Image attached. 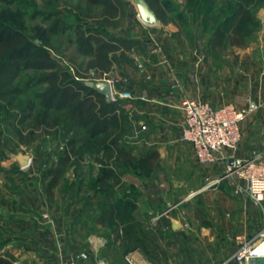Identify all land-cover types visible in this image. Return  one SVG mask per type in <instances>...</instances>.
I'll list each match as a JSON object with an SVG mask.
<instances>
[{
	"label": "rangeland",
	"instance_id": "obj_1",
	"mask_svg": "<svg viewBox=\"0 0 264 264\" xmlns=\"http://www.w3.org/2000/svg\"><path fill=\"white\" fill-rule=\"evenodd\" d=\"M120 1L119 13L112 17L107 14V9L102 4H89L87 0H0V22L22 30L35 44L47 49L58 61L61 70L67 71L73 79H78L86 85L92 82L110 84L112 81L115 82L118 90L131 92L127 88L130 80L128 71L133 72L132 75H137V79L141 80H143L142 75L146 78L149 75L144 59L134 58V49L127 51L123 57L118 52L116 56L120 60L116 61L108 72L90 68L89 62L93 59V55H88L84 51L87 49L85 41L78 40L81 30L85 31L86 35L91 30L100 29L121 37H135L145 47H153L157 53H162L166 62L170 63L167 68L171 73L189 62H197L200 56L198 51L206 43L203 38L206 17L203 15L205 6L202 1L204 0H161L162 4L165 3L163 5L166 10V22L158 18L159 22L155 25H149L141 19L135 0ZM144 1L149 5L147 0ZM212 1L216 14L219 7L228 3V0ZM212 1L206 0V3ZM234 1L245 4V7L255 14L254 22L248 24L250 37L247 46L252 49L263 46L264 42L262 43L260 37L264 34V0ZM211 22L206 21V23ZM261 60L259 57V61ZM136 66L138 71L135 69ZM255 72L262 74L261 70H255ZM38 75L39 72L25 69L10 82L0 73V250L2 249L4 253L9 251V246L5 244L9 243L10 236L22 237L17 225L12 221L9 223V211H11L9 202L11 201L15 204L21 203L22 209L24 207L31 209V214L38 219L42 209L56 208V215L58 218L59 215L61 216L62 225L66 224L70 229L72 223L73 228L71 227V243L56 249L58 254L56 253L55 261L53 257H49V260L38 263L31 260L28 251H24L22 261L14 264H65L61 257L69 258L71 254L76 257L82 252H88L89 258L78 264H98V261L102 259L106 264H124L121 258L125 251L133 246L131 244L126 246L124 243L117 245L113 242V239L118 238L120 231L111 224L105 228L106 230L92 228L86 213L91 207L100 208L99 204L107 199L114 201L116 195L121 196L128 190L139 191L138 187H145L147 190L143 197L147 206L174 205V208L178 207V209L189 208L191 217L187 215V219L191 220L190 222L193 216L196 218L197 212L201 214L202 209L198 202L201 193L190 197L189 194L197 188V182L191 177V173H199L202 169L197 165L195 155H191V148L188 146L190 144L184 140H182V150L168 149L160 152V162L154 169H143L138 161L128 164L127 167L131 172L124 174L120 183H116L115 193L104 196L95 192L92 182L96 181L100 170L113 165L114 160L104 157V154L95 147L94 142L85 138L82 145L81 143L77 145L80 147V152L73 156L71 165L66 166L62 179L54 187L53 194L49 195L47 187L51 177L45 174L57 165L59 157L66 149L68 138L75 134H78V138L85 137L86 133L84 129H79L66 134L64 128H49L43 125L45 123L41 119L44 117L42 114L44 110L40 106L38 97L48 84L39 83ZM126 112L132 120L126 122L124 141L129 147L135 149L138 156L151 147L147 145L145 147L138 142L147 130L144 128L139 132L142 120L133 108L126 109ZM58 113L53 110L49 120ZM60 115H62L61 112ZM179 137L181 140L182 134ZM135 140L138 144H135ZM20 153L31 156L29 165L23 168L15 162L16 156ZM169 163H173L172 167ZM206 182L200 189L207 184ZM152 188L156 189L154 193ZM200 192L209 193L210 196H207V199L202 198L204 201H209V205H212L211 203L217 198L214 191ZM90 195H92L91 199ZM186 198L187 202L178 203ZM252 207L251 226L253 231H257L260 228L262 208L260 205ZM202 208L205 210L204 214H209L212 218L214 208L212 207L211 210L209 206ZM13 216L18 218L19 214H13ZM42 217L50 220V213L45 212ZM92 235L103 236L110 240L102 252H91ZM21 241L18 239L19 244L22 243ZM23 241L26 242L25 239ZM29 246L33 247L32 250L36 249V246L32 244ZM18 248L22 250L21 246ZM96 256L99 257L97 263L93 259Z\"/></svg>",
	"mask_w": 264,
	"mask_h": 264
},
{
	"label": "crops",
	"instance_id": "obj_2",
	"mask_svg": "<svg viewBox=\"0 0 264 264\" xmlns=\"http://www.w3.org/2000/svg\"><path fill=\"white\" fill-rule=\"evenodd\" d=\"M203 35L206 43L198 48L200 56L197 62H189L186 66L176 68L177 74L168 70L167 65L170 63L166 62L162 53L153 52L148 46L140 51L134 49V58L144 59L149 79L143 75V80L137 79V75H132L133 72L128 71L130 80L127 88L133 94V98L123 99V106L125 109L133 108L140 115L142 121L139 132L144 128L147 130L138 142L145 147L146 145L156 147L160 153L168 149L182 150L183 142L179 136L184 126V118L179 105L183 98L191 97L209 102L215 107L228 103L247 107L249 98L253 104H250L251 111L240 123L241 141L235 151H228L230 158L227 161L203 166L195 160L202 170L199 173H191V177L197 182V188L189 197L201 193L198 202L203 214L197 212L196 218L192 217V222L187 219L191 215L189 208L178 209L174 208V205L147 206L143 200L147 191L145 187H138L140 192L135 189L137 194L134 196L132 209L133 237L130 242L133 248L123 254L121 260L124 264H236L234 254L239 246L236 237L242 235L246 239H252L262 226L261 209L260 228L253 231L251 209L253 205L258 204L248 195L235 191L236 183L244 185L241 180L223 179L215 185L209 183L223 175L233 157L249 158L259 152L264 154V45L255 49L249 48L247 44L245 46L227 44L212 48L208 43L209 34ZM263 36L264 34L260 37L262 43ZM135 69L138 71L137 66ZM255 70H261L262 74H257ZM134 142L138 144L136 140ZM188 146L191 148V155L194 156L192 146ZM159 162L158 159L154 168ZM169 164L172 167L173 163ZM205 181L207 184L200 189ZM205 190L216 193L217 198L212 205L202 199L210 196L209 193L200 192ZM152 191L154 193L156 189L152 188ZM89 197L91 199L92 195ZM185 201H188L187 198L178 203L183 204ZM9 205L11 207L9 223L14 222L18 231L22 233V237L10 236L9 243L5 244L9 246L6 253L15 258L14 263L22 261L24 251H28L31 260L38 263L49 260V257H53L55 261L56 249L71 243L73 224H70V229L66 224V227L62 225V218L60 215L57 217L56 208L42 209L43 212L42 210L39 212L38 219L31 214V209L26 207L22 209L21 203L15 204L11 201ZM203 206H209V210L214 208L212 218L209 214H204ZM260 207H264V202ZM44 211L50 213V220L42 217ZM13 214H19V217L16 218ZM99 214L98 207H91L86 213L90 225L96 230L105 229L109 225V222L99 220ZM124 225L120 221L113 225L120 231L118 238L113 239L117 245L127 243L124 238ZM128 225L131 226L130 223ZM128 225L125 226L130 228ZM92 237L90 244L93 253L102 252L110 243V240L103 236ZM18 239L22 240L21 245ZM30 244L36 246V249L32 250ZM18 246H21L22 250ZM6 253L0 250V254ZM93 259L97 263L99 257ZM263 261L264 258L257 259L254 264H263Z\"/></svg>",
	"mask_w": 264,
	"mask_h": 264
},
{
	"label": "trees",
	"instance_id": "obj_3",
	"mask_svg": "<svg viewBox=\"0 0 264 264\" xmlns=\"http://www.w3.org/2000/svg\"><path fill=\"white\" fill-rule=\"evenodd\" d=\"M149 6L155 11L157 17L166 22L165 6L161 0H147ZM212 1V0H211ZM262 1V0H257ZM89 4H102L107 9V14L114 17L120 10V0H87ZM204 9L203 34H209V46L236 45L245 46L249 40L250 32L248 24H252L255 14L245 7L243 3L228 0L226 5L213 10V1H202ZM202 16V15H201ZM212 21L211 23H206ZM80 42L85 41L88 55H93L89 62L90 68L101 69L108 72L116 61L120 60L116 54L123 56L131 49L143 50L145 46L139 39L129 36H118L106 33L100 29L91 30L87 35L85 31H79ZM0 73L11 82L16 75L25 69L39 72V83L48 84L39 94L40 106L43 108L45 127L66 129V134L75 130L84 129L86 136L78 138V134L72 135L67 140L66 149L57 161V165L48 170L45 176H50L47 192L53 194L54 187L62 179L66 166L71 165L73 156L80 152L78 144L90 139L95 147L104 154V157L113 159V165L103 167L99 176L92 182L95 192L108 196L116 192V183H120L124 174L129 173L127 165L138 161L144 169H152L159 159V151L156 147L142 151L138 156L133 147L125 144L124 134L126 122L132 120L123 106V99L111 101L97 89L82 84L78 79H73L67 71L60 69L58 61L41 45L35 44L26 34L9 24L0 22ZM59 112L52 120L51 112ZM60 112L62 115H60ZM47 118V119H46ZM52 121V122H51ZM86 139V140H87ZM80 145V146H81ZM135 189L126 191L123 195L99 204L101 222H109L114 225L120 222L131 226L124 227L123 232L129 246L133 221L132 209L134 207ZM89 200V198H88ZM80 214L82 212L80 211ZM130 240V241H128ZM130 249V247H129ZM14 256L6 253L0 254V264H14Z\"/></svg>",
	"mask_w": 264,
	"mask_h": 264
},
{
	"label": "built area",
	"instance_id": "obj_4",
	"mask_svg": "<svg viewBox=\"0 0 264 264\" xmlns=\"http://www.w3.org/2000/svg\"><path fill=\"white\" fill-rule=\"evenodd\" d=\"M153 52H156L155 48ZM115 82L110 81L111 101L132 99L131 92L120 91ZM247 107H238L233 103L215 107L209 102L185 97L180 102L183 112L184 126L182 140L188 142L193 149L195 158L200 165L209 166L227 161L228 151H235L242 138L240 123L251 111L253 104L247 98ZM223 179H239L244 185L236 183V192L248 195L258 205L264 202V154L259 152L249 158H232L223 175L211 181L216 184ZM238 249L234 254L236 264H254L255 260L264 258V207H262V226L252 239L242 235L236 237ZM259 248H262L260 251ZM63 256V255H62ZM89 258L88 252L61 257L65 264H78ZM98 264H106L105 260Z\"/></svg>",
	"mask_w": 264,
	"mask_h": 264
},
{
	"label": "water",
	"instance_id": "obj_5",
	"mask_svg": "<svg viewBox=\"0 0 264 264\" xmlns=\"http://www.w3.org/2000/svg\"><path fill=\"white\" fill-rule=\"evenodd\" d=\"M138 10H139V15L141 19L149 24V25H155L159 22V19L156 15V13L151 9V7L145 2L144 0H135ZM89 86L97 89L100 91L102 94L106 96L108 100L111 99V87L108 82H95V83H88ZM16 160L20 163L21 167H26L29 165L31 156L29 155H23L20 153L19 155L16 156ZM232 163V159L230 160V164Z\"/></svg>",
	"mask_w": 264,
	"mask_h": 264
},
{
	"label": "bare ground",
	"instance_id": "obj_6",
	"mask_svg": "<svg viewBox=\"0 0 264 264\" xmlns=\"http://www.w3.org/2000/svg\"><path fill=\"white\" fill-rule=\"evenodd\" d=\"M262 248H259L258 250L260 251Z\"/></svg>",
	"mask_w": 264,
	"mask_h": 264
}]
</instances>
